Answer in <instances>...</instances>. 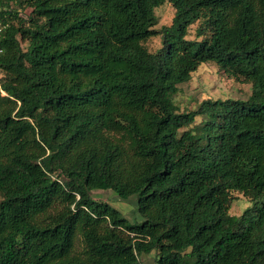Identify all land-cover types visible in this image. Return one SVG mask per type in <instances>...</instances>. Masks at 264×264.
Masks as SVG:
<instances>
[{
  "label": "trees",
  "instance_id": "1",
  "mask_svg": "<svg viewBox=\"0 0 264 264\" xmlns=\"http://www.w3.org/2000/svg\"><path fill=\"white\" fill-rule=\"evenodd\" d=\"M165 3L174 16L156 31ZM0 7V264H141L152 251L155 264H264V0ZM207 62L250 95L179 112L178 85ZM93 190L135 196L141 222ZM234 192L252 204L238 217Z\"/></svg>",
  "mask_w": 264,
  "mask_h": 264
},
{
  "label": "rangeland",
  "instance_id": "2",
  "mask_svg": "<svg viewBox=\"0 0 264 264\" xmlns=\"http://www.w3.org/2000/svg\"><path fill=\"white\" fill-rule=\"evenodd\" d=\"M157 24L156 31L163 26H169L174 16L173 7L165 3L154 10ZM198 23L189 26L186 38L188 40H199L195 36ZM145 47L150 52H155L161 47V37L154 36L145 42ZM24 47V44H22ZM250 84L236 82L225 75L219 68L211 62L201 64L198 69L191 74L188 82L178 85V91L173 97V102L179 112L193 111L205 100H246L250 95ZM196 124L200 119L196 118ZM91 198L97 201H106L110 207L116 209L121 216L130 224L141 222L137 211V200L131 196L126 200L116 197L112 191H91ZM232 202L228 210L229 215L238 217L246 209L251 207V202L241 194L234 192ZM141 264H155V252L141 254L138 256Z\"/></svg>",
  "mask_w": 264,
  "mask_h": 264
},
{
  "label": "built area",
  "instance_id": "3",
  "mask_svg": "<svg viewBox=\"0 0 264 264\" xmlns=\"http://www.w3.org/2000/svg\"><path fill=\"white\" fill-rule=\"evenodd\" d=\"M0 13H1V7H0ZM7 27H8V23H6L2 19L1 14H0V54L2 53V45H1L2 38H3L4 32L7 29Z\"/></svg>",
  "mask_w": 264,
  "mask_h": 264
}]
</instances>
